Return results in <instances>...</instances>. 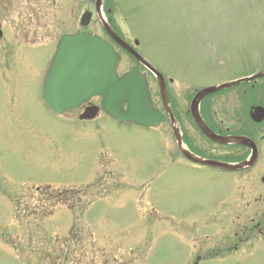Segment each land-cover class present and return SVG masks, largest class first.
Listing matches in <instances>:
<instances>
[{"label":"rangeland","instance_id":"rangeland-1","mask_svg":"<svg viewBox=\"0 0 264 264\" xmlns=\"http://www.w3.org/2000/svg\"><path fill=\"white\" fill-rule=\"evenodd\" d=\"M111 1L125 39L137 38L140 54L181 88L264 69V0ZM88 8L94 11L88 29L99 33L94 0ZM10 41L0 40V50L15 53L18 64L17 84L4 78L0 84V264H195L198 249L203 256L225 236L222 229L216 237L217 229L189 228L196 223L185 214L182 179L164 169L155 129L104 114L92 123L52 114L39 97L55 40L41 38L21 50ZM121 54L120 72L135 65ZM145 179L152 180L138 181ZM46 185L84 191L81 198H53L38 192ZM252 249L239 263L219 260L221 253L198 264H264V244Z\"/></svg>","mask_w":264,"mask_h":264},{"label":"flooded vegetation","instance_id":"flooded-vegetation-1","mask_svg":"<svg viewBox=\"0 0 264 264\" xmlns=\"http://www.w3.org/2000/svg\"><path fill=\"white\" fill-rule=\"evenodd\" d=\"M56 1L0 0V40L9 42L10 46L13 39L21 50L22 46H34L35 43L30 42L41 38L58 41L66 34L89 31L81 24L83 13L89 9L88 0H77L75 8L69 6V0H60L64 7L58 8ZM104 10L114 30L121 35V30L110 15L111 9L104 7ZM99 28L100 35L119 50L101 25ZM8 53L7 49L0 50V84L1 78H4L6 84L14 85L18 70L17 55ZM141 71L146 75L150 87L157 85L150 70L141 66ZM165 77L169 98L167 104L162 102L158 87L151 90L153 104L163 115L162 123L156 128L138 127L146 131L155 129L164 145V169L176 170L181 177L186 197L183 202L185 214H191L196 223L189 228L217 229L215 233L212 232L216 237L219 229L225 233L220 239L214 238L212 249L203 256V251L197 250V262L207 261V258L215 260L217 252L224 254L219 260L242 262L248 257L249 248L255 249L264 244V114L256 113L257 107L264 108V77L219 90L200 101L201 117L215 139L210 138L196 122L191 104L199 90L223 82L181 88L180 81ZM99 103L100 98L95 97L85 107ZM82 110L67 113L64 118L81 123L95 121L96 117L81 119ZM180 140L189 150L205 159L250 163L235 171H227L193 162L182 153ZM151 180L138 181L147 183ZM151 210L157 212L154 207ZM212 219H219L222 224L214 225ZM198 222H203V225L199 226ZM207 236L210 238V232ZM67 253L65 261L68 262Z\"/></svg>","mask_w":264,"mask_h":264},{"label":"water","instance_id":"water-1","mask_svg":"<svg viewBox=\"0 0 264 264\" xmlns=\"http://www.w3.org/2000/svg\"><path fill=\"white\" fill-rule=\"evenodd\" d=\"M103 2L104 0H96V9L106 31L124 50L131 53L145 66L151 67L114 32L105 20L102 13ZM90 15L88 13L84 16L86 23L89 22ZM119 62V53L108 41L98 36L89 33L65 36L60 41L44 78L43 95L46 103L54 112L62 113L75 110L92 96L99 95L102 97L103 109L118 120L146 126L158 125L162 117L152 105L145 77L141 75L138 67L119 77L116 73ZM153 70L157 75L162 99L166 103L168 96L164 76L157 70ZM257 76H264V72L250 78L202 89L194 97L192 103L194 118L197 122L202 123L198 104L204 96ZM125 106H127L126 109ZM96 112L97 107L88 108L82 117L91 118L95 116ZM202 128L208 132L203 126ZM182 151L188 158L200 163L227 170L241 167L238 164L198 158L186 148H182Z\"/></svg>","mask_w":264,"mask_h":264},{"label":"trees","instance_id":"trees-1","mask_svg":"<svg viewBox=\"0 0 264 264\" xmlns=\"http://www.w3.org/2000/svg\"><path fill=\"white\" fill-rule=\"evenodd\" d=\"M110 3H111V2L109 1L108 4L110 5ZM63 203H65V202H63Z\"/></svg>","mask_w":264,"mask_h":264}]
</instances>
